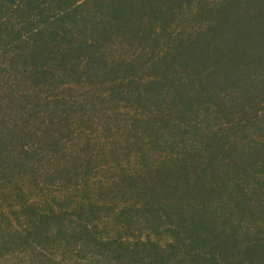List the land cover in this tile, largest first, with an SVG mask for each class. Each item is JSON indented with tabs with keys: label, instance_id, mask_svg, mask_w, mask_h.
Here are the masks:
<instances>
[{
	"label": "trees",
	"instance_id": "obj_1",
	"mask_svg": "<svg viewBox=\"0 0 264 264\" xmlns=\"http://www.w3.org/2000/svg\"><path fill=\"white\" fill-rule=\"evenodd\" d=\"M122 102L150 115L115 141L144 170L114 181L134 199L121 231L101 240L78 218L92 251L264 264V145L251 137L264 138V0H0L1 170L19 174L58 148L67 115H114ZM29 210L14 246L75 236L61 229L64 209Z\"/></svg>",
	"mask_w": 264,
	"mask_h": 264
},
{
	"label": "rangeland",
	"instance_id": "obj_2",
	"mask_svg": "<svg viewBox=\"0 0 264 264\" xmlns=\"http://www.w3.org/2000/svg\"><path fill=\"white\" fill-rule=\"evenodd\" d=\"M126 105V102L120 103L114 115H67L74 124L57 142L58 148L42 149L19 174L0 169V264H139L126 256H98L97 250L92 251L95 246L88 241L89 236L80 237L77 221L82 217L79 221L89 222V231L95 237L99 235L101 240L110 237L114 230L122 229L123 217L117 221V215L134 199L127 195L123 184L117 186L114 181H121L127 173L135 177L144 168L138 151L133 147L128 151L125 144L118 145L115 141L123 132L130 131L136 116H150L145 108L135 103L129 104L128 109ZM88 117L91 118L89 122L85 120ZM111 126L113 130L108 134ZM254 127L250 125L244 132L251 133ZM262 132L251 133L258 145H264ZM245 139L249 141V136ZM85 145L88 155L83 150ZM151 158L153 166L160 163L161 158ZM60 168H65V173L60 172ZM102 204L103 209L99 211L97 208ZM31 207L37 211L39 208L64 209L67 218L61 229L73 231L76 228L75 236L62 234L63 239L58 244H54L52 238L49 243L45 240L42 244H29L22 239V246H14L10 241L21 243V238L32 227L28 225L34 214L29 210ZM92 208L95 211L91 215ZM57 228L53 226L52 232H58ZM126 235L130 236L123 234L122 240Z\"/></svg>",
	"mask_w": 264,
	"mask_h": 264
}]
</instances>
